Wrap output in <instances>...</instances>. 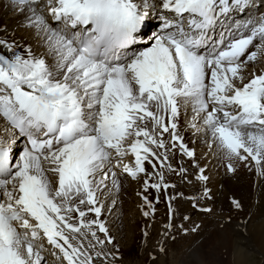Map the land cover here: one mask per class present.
<instances>
[{
	"label": "snow or ice",
	"instance_id": "1",
	"mask_svg": "<svg viewBox=\"0 0 264 264\" xmlns=\"http://www.w3.org/2000/svg\"><path fill=\"white\" fill-rule=\"evenodd\" d=\"M3 8L0 264H122L133 184L147 264L180 236L166 264H248L252 209L231 192L216 205L210 161L264 188V0Z\"/></svg>",
	"mask_w": 264,
	"mask_h": 264
},
{
	"label": "bare ground",
	"instance_id": "2",
	"mask_svg": "<svg viewBox=\"0 0 264 264\" xmlns=\"http://www.w3.org/2000/svg\"><path fill=\"white\" fill-rule=\"evenodd\" d=\"M3 3H4V0H0V22H7L11 26L13 24L12 15L5 13V10L3 8ZM154 22L155 21H153V23ZM218 163L219 162L216 160L210 161V165L213 164L212 174L215 175V177H214L215 179L212 180L213 190L216 191L222 182H223V184H224V182H226L230 186L232 185L233 192L243 199L244 204H245V210L247 211L248 209H252L253 216H252V219H251V222L249 225V232L247 235V241H248L249 247L252 249L253 253H258L259 255L264 257V230H262V227H261L262 225H264V188H262L259 184H257L255 186V188H253V187L249 188L248 187L249 181L253 180L254 173H249L247 171V169H245L243 166L240 167V169L238 170L236 177L234 179H228V178L222 177L221 175H218L217 173L222 171L221 168L217 167ZM246 174H248V176H246ZM135 187L136 186L133 184L129 188L131 193H129V190H128V193H127L126 199H125V203H124V210L127 208V210H125V217H124V224H125L124 229L126 231V236H127V241H128V243H126L127 246L132 239L136 240L138 238V233H140L139 226L142 227L143 223H144V220L140 216L139 211L137 209L138 198L134 195ZM198 187H199L198 183H196L194 181L193 185L185 186L183 190L186 194H193L198 189ZM224 187H223V191H224ZM225 189H227V188H225ZM220 190H221V188H220ZM220 190H219L217 196L214 198L215 202L216 201L219 202L220 199H222L221 197L223 196V194H222V191H220ZM131 198H132V200H135V203H136V204H134L135 208L133 206L131 207V204H132ZM223 201H222V203H225V201L224 202ZM218 202H216L217 206H219V207L224 206V205H222V206L218 205ZM188 206L189 205L185 204V207H188ZM156 207L158 209L157 213H156V217H157L159 211L165 206H164V204L161 203V204H157ZM224 208H227V206H224ZM134 210H135V212H134ZM141 218H142V220H141ZM235 219H236V217L234 216V221H235ZM127 222H129V224ZM210 223H211V221L208 220L207 218H205V225L206 226L210 225ZM136 225H137V227H136ZM135 227L137 228V231H136V235L134 237ZM153 227H154V225H153ZM123 232H124V230H123ZM117 235H118V237H122V239H124L123 236L125 235V233L117 232ZM177 238H178V240L182 239L185 243H187L189 240L193 239L192 237L189 238V237H183V236H180ZM140 240H141V237H140ZM182 240L180 242H182ZM138 244H140V243H138ZM138 244H136V242H134L133 245L130 244L131 248L128 249V250H131V255L133 256V258L136 255L137 251L139 250V246H137ZM125 246L126 245H124V247L121 248L122 253H125L126 251H128L127 248H125ZM173 246H174V243H173L172 247ZM133 258H131L130 256L125 257L123 259L124 262H122V264L123 263L124 264H137V262L133 261Z\"/></svg>",
	"mask_w": 264,
	"mask_h": 264
},
{
	"label": "rangeland",
	"instance_id": "3",
	"mask_svg": "<svg viewBox=\"0 0 264 264\" xmlns=\"http://www.w3.org/2000/svg\"><path fill=\"white\" fill-rule=\"evenodd\" d=\"M156 22V21H155ZM201 149L200 148H198V152L200 151ZM214 164V163H213ZM213 164H211L210 165V167L213 169ZM212 176H213V179L212 180H214L215 178V175H213L212 174ZM246 176H248V174H246ZM221 185H223V187H224V191H223V187L221 188V190L220 191H222V194H224V193H229V192H231V193H234L233 192V188H232V185L230 186L228 183H226V182H224V184H223V182L221 183ZM248 187L249 188H252L253 187V180H250L249 181V183H248ZM225 188H227V189H225ZM254 188V187H253ZM229 191V192H228ZM129 193H131L130 192V190H129ZM221 197V196H220ZM222 199H220V201L218 202V201H216V202H218V205H220V206H222V205H224V206H228L227 205V199H226V197L223 195L222 197H221ZM125 199H126V197H125ZM225 201V203H222V201ZM131 201H132V204H131V207L133 206L134 208H135V206H134V204H136L135 203V200H132V198H131ZM223 201V202H224ZM224 206H222V207H224ZM125 210H127V208L125 209ZM134 212H135V210H134ZM164 212H165V207H163L160 211H159V213H158V215H157V222L154 224V227H153V230H152V237L153 238H155V236H156V232H157V230L160 228V225H161V223L162 222H164L165 221V219H166V217H165V215H164ZM139 218V217H138ZM137 218V219H138ZM141 220H142V218H141ZM128 224H129V222H127ZM138 225V224H137ZM137 225H136V227H137ZM157 225V226H156ZM135 227V229H134V237H135V235H136V231H137V228ZM139 228H141V226H139ZM123 233H125V235L123 236L124 237V239H122L121 240V243H122V247H124V245H126L125 246V248H127V250L128 249H130L131 248V246H130V244H134V242H136V244H138V243H140V233H138V238L136 239V240H134V239H132L131 241H130V243L128 244V246H127V244L126 243H128V241H127V236H126V231H125V229H124V232ZM133 237V238H134ZM190 238V237H189ZM124 240V241H123ZM177 240H178V238H177ZM175 241V242H170L169 243V245H168V248L170 249L169 250V255L168 256H160L159 257V261L161 262V264H166V262L167 261H169V260H171L172 259V256H171V253L173 252V251H177V250H179L184 244H186L182 239V242H180L181 240H178V241ZM133 241V242H132ZM173 243H174V246L172 247V245H173ZM137 246H139V250L137 251V253H136V255L134 256V258H133V256L131 255V250H128V251H126L125 253H123V257L125 258V257H131V258H133V261L134 262H137V264H147V254H146V251L144 252V253H141V250H140V244H138ZM121 247V248H122ZM129 247V248H128ZM204 247L205 248H207V245H204ZM123 250V249H122ZM173 250V251H172ZM219 259H221V260H223V259H225V257L224 256H220L219 257ZM261 260H264V257L263 256H261V255H259L258 253H253V255L251 256V257H249L248 258V264H260V261ZM124 262V261H123ZM124 264V263H123Z\"/></svg>",
	"mask_w": 264,
	"mask_h": 264
}]
</instances>
